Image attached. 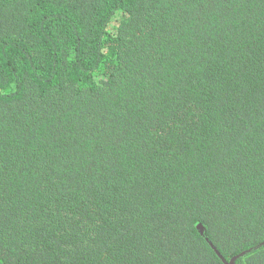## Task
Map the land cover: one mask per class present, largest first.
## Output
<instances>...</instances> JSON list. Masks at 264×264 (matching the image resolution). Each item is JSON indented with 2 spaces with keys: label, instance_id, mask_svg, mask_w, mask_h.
Returning <instances> with one entry per match:
<instances>
[{
  "label": "trees",
  "instance_id": "trees-1",
  "mask_svg": "<svg viewBox=\"0 0 264 264\" xmlns=\"http://www.w3.org/2000/svg\"><path fill=\"white\" fill-rule=\"evenodd\" d=\"M197 224L264 242V0H0V264H223Z\"/></svg>",
  "mask_w": 264,
  "mask_h": 264
},
{
  "label": "water",
  "instance_id": "water-1",
  "mask_svg": "<svg viewBox=\"0 0 264 264\" xmlns=\"http://www.w3.org/2000/svg\"><path fill=\"white\" fill-rule=\"evenodd\" d=\"M196 228L199 232V234L204 238V240L207 242V244L212 248V250L215 252V254L220 258V260L223 262V264H235V262L246 256L249 253H252L253 251L259 249L260 247L264 246V242L260 243L259 245L252 247L240 254H238L237 256H234L233 258H231L229 261H226L220 254L219 252L215 249V247L212 245V243L208 240V238L205 235V229L203 228V226L201 224H197Z\"/></svg>",
  "mask_w": 264,
  "mask_h": 264
}]
</instances>
